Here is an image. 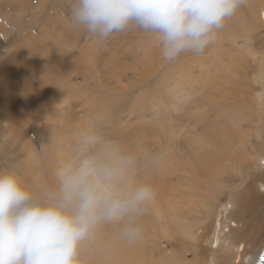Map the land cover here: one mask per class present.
<instances>
[{
  "label": "bare ground",
  "instance_id": "1",
  "mask_svg": "<svg viewBox=\"0 0 264 264\" xmlns=\"http://www.w3.org/2000/svg\"><path fill=\"white\" fill-rule=\"evenodd\" d=\"M21 2L27 4V0H0V12ZM22 12L20 9L17 15ZM65 26L62 25L61 30L62 35L67 36L69 29ZM263 30L264 0H247L246 5L226 20L216 41L202 55L186 52L172 59L170 69L174 71L166 81V117L146 124L147 128L144 126L139 136L151 133L142 135L135 146L121 142L117 156L105 158L127 157L130 160L128 174L134 177L133 183L137 180L140 185L153 187L155 196L151 201L157 215L153 226L156 237L167 232V236L177 237L176 240L173 237L174 241L199 242L200 233L196 235L198 231L193 230L191 224L186 225V220L192 218L189 214L196 213L204 216V222L214 224L213 236L206 238L209 250L207 247L196 258L193 256L194 260H188L187 254L191 251L188 245L169 251L160 249L158 243L153 249L151 246L152 254H146L149 249L144 248L146 252L140 249L139 237L131 242L120 237L121 224L101 223L84 241L94 257L101 256L95 263L258 264L264 250ZM32 40H28L27 45L31 50L40 46L38 41ZM21 47L19 52L22 53L24 45ZM43 52L50 58L43 70L44 77L55 87L66 73V62H73L76 56L59 51L57 46H43ZM116 61L112 62L116 64ZM115 64L112 65L115 67ZM3 78L0 75V86L4 88ZM50 156L41 146L39 159L45 170L39 178L22 185L36 197L56 193L46 190L54 183ZM227 195L225 203L222 199ZM190 221L195 227H203L201 217L195 216ZM143 225L142 229L152 226L150 223L143 228ZM102 230L106 232L104 235ZM146 230L151 231L149 227ZM149 245L146 246L150 248ZM79 260L80 264L86 263L81 257Z\"/></svg>",
  "mask_w": 264,
  "mask_h": 264
},
{
  "label": "rangeland",
  "instance_id": "2",
  "mask_svg": "<svg viewBox=\"0 0 264 264\" xmlns=\"http://www.w3.org/2000/svg\"><path fill=\"white\" fill-rule=\"evenodd\" d=\"M74 2L47 0L44 4L27 0V4L9 5L5 12H0V75L4 76L5 84L4 88L0 86V174L15 173L22 185L32 178H39L45 170L39 159L41 146H44L52 156L49 162L54 168L52 178L55 185L46 188L44 184L49 193L58 189L57 174L67 165L75 166L92 154L104 158L117 156L119 143L135 146L142 135L151 133L139 136L143 133L141 129L148 124L166 117V81L174 71L170 69L172 60L163 58L162 46L154 33L130 25L108 39L97 40L73 22ZM20 9L23 12L18 16ZM62 25L69 29L67 36L62 35ZM30 39L38 41L42 49L40 46L33 50L28 48ZM43 46H57L59 51L76 56L73 62H66V73L55 87L48 84L43 74L50 59L49 54L43 52ZM19 58L21 62L17 63ZM124 179L132 188L140 185L137 180L133 183L131 173ZM228 197L225 196L223 202H228ZM152 204L150 201L146 205L140 218L141 226L144 221L152 224L144 223L143 228L147 225L151 231L146 230L148 227L142 229L138 239L143 252L146 248L149 249L146 254H152L151 246L153 249L158 243L160 249L169 251L173 247L182 249L188 245L191 251L187 259L194 260L207 247L209 250L206 238L209 240L213 236L214 224L204 222L201 214L191 216V213L190 220L195 216L202 219L203 227L200 228L186 220L187 226L192 225L191 228L198 231L196 235L200 233L202 239L199 242L194 243L192 239H178L177 242L174 241L177 237L170 235V238L167 232L156 237L153 226L157 215ZM100 232L102 235L106 233L104 230ZM79 257L86 261L85 264H100L99 261L95 263V259L100 260L101 256L94 257L84 242Z\"/></svg>",
  "mask_w": 264,
  "mask_h": 264
},
{
  "label": "clouds",
  "instance_id": "3",
  "mask_svg": "<svg viewBox=\"0 0 264 264\" xmlns=\"http://www.w3.org/2000/svg\"><path fill=\"white\" fill-rule=\"evenodd\" d=\"M247 0H75L73 22L101 40L135 25L154 33L166 60L202 55ZM130 160L88 155L58 172L55 195L34 196L15 173L0 174V264H80L83 242L101 223L136 240L154 198L125 182Z\"/></svg>",
  "mask_w": 264,
  "mask_h": 264
},
{
  "label": "water",
  "instance_id": "4",
  "mask_svg": "<svg viewBox=\"0 0 264 264\" xmlns=\"http://www.w3.org/2000/svg\"><path fill=\"white\" fill-rule=\"evenodd\" d=\"M258 264H264V250H263L261 256L259 257Z\"/></svg>",
  "mask_w": 264,
  "mask_h": 264
}]
</instances>
